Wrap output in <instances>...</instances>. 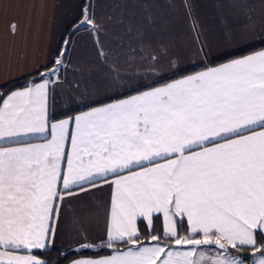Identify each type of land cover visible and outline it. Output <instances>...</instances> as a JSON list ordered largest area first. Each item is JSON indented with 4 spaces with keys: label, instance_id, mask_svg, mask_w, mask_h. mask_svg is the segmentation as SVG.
Here are the masks:
<instances>
[{
    "label": "snow or ice",
    "instance_id": "snow-or-ice-1",
    "mask_svg": "<svg viewBox=\"0 0 264 264\" xmlns=\"http://www.w3.org/2000/svg\"><path fill=\"white\" fill-rule=\"evenodd\" d=\"M162 4L168 15L183 9L195 54L206 60L194 0H109L100 18L86 0L73 34L93 36L103 86L115 95L93 99L85 88L87 110L52 114L71 39L39 79L0 91V264H52L42 257L57 252L65 207L104 186L105 234L92 242L80 232L71 264H264V48L163 86L120 91L141 72L178 65ZM228 7L247 21L236 30L246 36L256 6ZM259 8L264 15V0ZM216 9L233 39L225 5Z\"/></svg>",
    "mask_w": 264,
    "mask_h": 264
},
{
    "label": "crops",
    "instance_id": "crops-1",
    "mask_svg": "<svg viewBox=\"0 0 264 264\" xmlns=\"http://www.w3.org/2000/svg\"><path fill=\"white\" fill-rule=\"evenodd\" d=\"M176 2L179 3V0ZM231 2L232 0H194L196 19L209 45L206 60L195 54L196 45L192 39L190 22L185 18L183 9L168 15L162 4L160 12L169 21L168 29L163 35L171 39V51L178 57V65L170 68L164 63L158 72H141L139 77L130 80L128 86L120 91L135 94L131 89L139 85L163 86L171 80L205 70V67L218 66L264 48V15L261 14L259 0H248L256 6V12L253 14L252 27L244 37L236 30L247 21L243 18L233 19V10L228 7ZM94 3L97 18L105 15L109 0H94ZM218 3L225 5L228 26L234 32L231 40L227 38L225 28L217 19ZM79 9L80 0H6L5 6L0 9V87L50 66L56 58L62 35L76 19ZM12 24L17 26L15 34L11 32ZM65 62L67 70L61 72L59 85L53 86V115L66 118L87 110L84 105L90 101L79 94L85 88L96 92L93 99L107 101L110 96L115 95L114 92L106 91L103 86L106 70L99 63L94 38L89 31L82 28L74 34ZM77 83L80 85L79 91L75 87ZM20 88L22 87L14 90ZM110 197V187L104 186L82 195L65 207L55 244L57 251L65 252L78 247L80 232L86 233L88 240L92 242H98L104 236Z\"/></svg>",
    "mask_w": 264,
    "mask_h": 264
},
{
    "label": "trees",
    "instance_id": "trees-1",
    "mask_svg": "<svg viewBox=\"0 0 264 264\" xmlns=\"http://www.w3.org/2000/svg\"><path fill=\"white\" fill-rule=\"evenodd\" d=\"M86 3V0H80V9H79V13L76 17V19L74 20V22L66 29V31L64 32V34L61 37L60 43H59V47H58V51L63 50L64 48V41L73 38L74 34H73V26L78 24L79 20L81 19V10H82V6ZM82 29V28H81ZM76 33V32H75ZM69 48V46H68ZM57 51V52H58ZM52 65V64H51ZM49 68L45 67V68H41L38 71H40L41 73L44 71V69ZM37 71V72H38ZM27 75V76H23L22 78H19L15 81H12L10 83H7L3 86L0 87V91H2L3 93H9L10 91L22 87L26 84H28L30 81H32L33 79H39L40 77L36 76V73ZM3 97L0 96V102L2 101ZM141 227L143 228V225H141ZM157 227L162 228V223L161 221H157ZM59 251L57 252H51V250H49V254L43 256L42 258L48 261H51L52 264H57V261L63 260L64 264L69 263L70 261L79 258L76 256L75 252L73 250H68L63 252L65 255L61 256L58 254ZM102 254H107V252H102ZM85 255H91V253H85ZM251 253H247V257L250 256Z\"/></svg>",
    "mask_w": 264,
    "mask_h": 264
},
{
    "label": "rangeland",
    "instance_id": "rangeland-1",
    "mask_svg": "<svg viewBox=\"0 0 264 264\" xmlns=\"http://www.w3.org/2000/svg\"><path fill=\"white\" fill-rule=\"evenodd\" d=\"M245 255H247V254H245ZM248 258L251 259L252 258V254L250 256H248Z\"/></svg>",
    "mask_w": 264,
    "mask_h": 264
}]
</instances>
